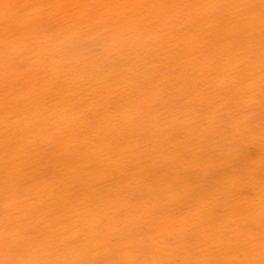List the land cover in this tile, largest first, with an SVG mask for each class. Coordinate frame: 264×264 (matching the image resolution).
Wrapping results in <instances>:
<instances>
[{"label": "rangeland", "instance_id": "obj_1", "mask_svg": "<svg viewBox=\"0 0 264 264\" xmlns=\"http://www.w3.org/2000/svg\"><path fill=\"white\" fill-rule=\"evenodd\" d=\"M0 10V264H264V0Z\"/></svg>", "mask_w": 264, "mask_h": 264}, {"label": "bare ground", "instance_id": "obj_2", "mask_svg": "<svg viewBox=\"0 0 264 264\" xmlns=\"http://www.w3.org/2000/svg\"><path fill=\"white\" fill-rule=\"evenodd\" d=\"M12 1H13V0H11V3H12ZM98 1H99V0H98ZM114 1H115V0H114ZM143 1H144V0H143ZM156 1H158V0H156ZM71 2H73V1H71ZM78 2H79V1H78ZM27 3H28V2L26 1V3H24V4H27ZM30 3H31V2H29L28 4H30ZM35 3H36V2H35ZM35 3H34V4H35ZM75 3H76V2H75ZM88 3H89V2H88ZM162 3H163V2H162ZM9 4H10V2H9ZM57 4H58V3H57ZM84 4H85V3H84ZM93 4H94V3H93ZM109 4H110V3H109ZM111 4H112V2H111ZM154 4H155V3H154ZM12 5H13V4H12ZM35 5H36V4H35ZM69 5H70V4H69ZM79 5H80V4H79ZM115 5H116V4H115ZM3 6H4V5H3ZM9 6H10V5H9ZM33 6H34V5H33ZM33 6H32V7H33ZM57 6H58V5H57ZM81 6H82V5H81ZM105 6H106V5H105ZM107 6H108V5H107ZM4 7H6V6H4ZM11 7H12V6H11ZM13 7H14V5H13ZM19 7H20V6H19ZM29 7H30V6H29ZM58 7H59V6H58ZM67 7H68V6H67ZM86 7H87V6H86ZM2 8H3V7H1V10H2ZM26 8H27V7H26ZM78 8H79V7H78ZM81 8H82V7H81ZM103 8H104V7H103ZM8 9H11V8H8ZM22 9H23V6H22L21 10H22ZM24 9H25V8H24ZM27 9H28V8H27ZM32 9H33V8H32ZM32 9H30V10H32ZM49 9H50V7H49ZM75 9H76V7H75ZM107 9H108V8H107ZM1 10H0V11H1ZM12 10H13V9H12ZM12 10H11V12H12ZM6 11H7V10H6ZM14 11H15V9H14ZM14 11H13V12H14ZM28 11H29V10H28ZM56 11H57V10H56ZM98 11H99V10H98ZM103 11H104V10H103ZM116 11H117V10H116ZM20 12H21V11H20ZM29 12H30V11H29ZM42 12H43V11H42ZM93 12H94V11H93ZM107 12H108V11H107ZM26 13H28V12H26ZM48 13H49V12H48ZM91 13H92V12H91ZM10 14H11V13H10ZM6 15H7V14H6ZM3 17H4V16H3ZM3 17H2V18H3ZM47 17H48V16H47ZM71 17H72V16H71ZM92 17H93V16H92ZM112 17H113V16H112ZM7 18H8V17H7ZM10 18H11V17H10ZM48 18H49V17H48ZM95 18H96V17H95ZM109 18H110V17H109ZM104 19H105V18H104ZM107 19H108V18H107ZM5 21H6V20H5ZM44 21H45V20H44ZM57 22H58V21H57ZM108 22H109V21H108ZM3 23H4V22H3ZM3 23H2V25H3ZM62 24H63V23H62ZM5 25H6V24H5ZM34 25H35V24H34ZM85 25H86V24H85ZM108 26H109V25H108ZM108 26H107V27H108ZM110 26H111V25H110ZM27 27H28V26H27ZM46 27H47V26H46ZM81 27H82V26H81ZM134 27H135V26H134ZM137 27H138V26H137ZM34 28H35V27H34ZM97 28H98V27H97ZM0 29H1V28H0ZM5 29H6V28H5ZM21 29H22V28H21ZM30 29H31V28H30ZM18 30H19V29H18ZM53 30H54V29H53ZM78 30H79V29H78ZM88 30H89V29H88ZM64 31H65V30H64ZM38 32H39V31H38ZM79 32H80V31H79ZM15 33H16V32H15ZM21 33H22V32H21ZM63 33H64V32H63ZM111 33H112V32H111ZM37 34H38V33H36V35H37ZM61 34H62V33H61ZM0 35H1V34H0ZM5 35H6V34H5ZM31 35H32V34H31ZM117 35H118V34H117ZM34 36H35V35H34ZM52 36H53V35H52ZM76 36H77V35H76ZM4 37H5V36H4ZM28 37H30V36H27V35H26V39H27ZM31 37H32V36H31ZM46 37H47V35H45V38H46ZM77 37H78V36H77ZM84 37H85V36H84ZM32 38H33V37H32ZM74 38H75V37H74ZM81 38H82V37H81ZM28 39H30V38H28ZM47 39L50 40L49 38H47ZM58 39H59V38H58ZM8 40H9V39H8ZM31 40H32V39H31ZM34 40H35V39H34ZM16 41H17V40H16ZM18 41H20V40H18ZM18 41H17V42H18ZM12 42H13V41H11V43H10V42L6 43V44H8V47H9V45L11 46ZM17 42H16V43H17ZM25 42H26V40H25ZM25 42H23V43H25ZM27 42H30V41L28 40ZM132 42H133V41H132ZM9 43H10V44H9ZM16 43L12 44V47H13V45L16 46ZM20 43L22 44V42H20ZM20 43H19V44H20ZM31 43H33V42H31ZM34 43H35V42H34ZM4 44H5V43H4ZM6 44H5V45H6ZM25 44H26V43H25ZM1 46H2V45H1ZM6 46H7V45H6ZM15 46H14V47H15ZM26 46H27V44H26ZM30 46H31V45H30ZM18 47H19V46H18ZM18 47H17V49H18ZM20 47H21V46H20ZM25 48L27 49L28 47H25ZM47 48H48V47H47ZM26 49H25V50H26ZM33 49H34V48H33ZM6 50H7V49H6ZM8 50H9V53H10L11 50H16V48L11 49V50L8 49ZM27 50H29V48H28ZM2 51H3V49H1V52H2ZM6 52H8V51H6ZM30 52H31V51H30ZM14 53H17V52H14ZM3 54H4V53H3ZM27 54H29V53H27ZM4 55H5V54H4ZM12 56H13V54H12ZM8 57H9V56H8ZM8 57H7V58H8ZM15 57H16V56H15ZM54 57H55V56H54ZM67 57H68V56H67ZM12 58H13V57H12ZM38 59H39V58H38ZM10 60H12V61H10ZM10 60H9V63H10V62H13V59L10 58ZM6 61H7V59L5 60V62H6ZM3 62H4V59H3L2 63H3ZM7 63H8V62H7ZM3 64H4V63H3ZM3 64H2V65H3ZM5 65H6V64H5ZM5 65H3V66H5ZM7 65H9V64H7ZM10 65H12V64H10ZM6 67H7V66H6ZM14 67H16V68L18 69L17 65L14 66ZM1 68H2V67H1ZM7 68H8V67H7ZM10 68L13 69V67H10ZM60 68H61V67H60ZM5 69H6V68H5ZM8 69H9V68H8ZM12 69H9V70H7V71H12ZM17 69H16V70H17ZM57 69H58V68H57ZM0 70H3V68L0 69ZM14 70H15V69H14ZM14 70H13V71H14ZM16 70H15V71H16ZM45 70H46V69H45ZM5 71H6V70H5ZM3 72H4V71H3ZM46 73H47V72H46ZM3 75H4V73H3ZM50 75H52V74H50ZM77 75H78V74H77ZM77 75H76V76H77ZM0 80H1V79H0ZM65 81H66V80H65ZM89 81H90V80H89ZM89 83H90V82H89ZM45 84H46V83H45ZM59 84H60V83H59ZM93 84H94V83H93ZM90 85H91V84H90ZM63 87H64V86H63ZM76 87H77V86H76ZM40 88H41V86H40ZM61 88H62V87H61ZM83 88H84V87H83ZM76 98H77V97H76ZM64 100H65V99H64ZM112 101H113V100H112ZM71 102H72V101H71ZM77 102H78V101H77ZM74 103H75V102H74ZM102 103H103V102H102ZM37 108H38V107H37ZM28 110H29V109H28ZM66 110H67V109H66ZM67 111H68V110H67ZM43 115H44V114H43ZM6 117H7V116H6ZM23 118H24V117H23ZM57 118H58V117H57ZM57 118H56V119H57ZM61 118H62V117H61ZM44 119H45V118H44ZM53 119H54V118H53ZM97 132H98V131H97ZM47 133H48V132H47ZM42 138H43V137H42ZM32 139H33V138H32ZM112 139H113V138H112ZM30 153H31V152H30ZM98 168H99V167H98ZM79 177H80V175H79ZM117 182H118V181H117ZM142 182H143V181H142ZM28 188H29V187H28ZM39 202H40V201H39ZM24 203H25V202H24ZM263 206H264V205H263ZM261 210H262V207H261ZM259 259H260V258H259ZM260 260H261V259H260ZM2 261H3V260H2Z\"/></svg>", "mask_w": 264, "mask_h": 264}]
</instances>
